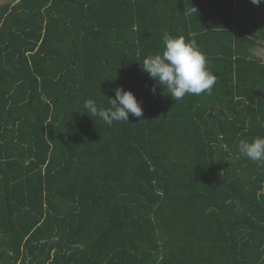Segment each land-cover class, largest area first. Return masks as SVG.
Masks as SVG:
<instances>
[{
	"label": "trees",
	"instance_id": "16d2710c",
	"mask_svg": "<svg viewBox=\"0 0 264 264\" xmlns=\"http://www.w3.org/2000/svg\"><path fill=\"white\" fill-rule=\"evenodd\" d=\"M164 32L195 33L210 93L151 91ZM118 85L142 118L86 114ZM258 136L264 0L0 3V264H264Z\"/></svg>",
	"mask_w": 264,
	"mask_h": 264
},
{
	"label": "clouds",
	"instance_id": "9594fccd",
	"mask_svg": "<svg viewBox=\"0 0 264 264\" xmlns=\"http://www.w3.org/2000/svg\"><path fill=\"white\" fill-rule=\"evenodd\" d=\"M251 3L258 6L261 0H251ZM191 35L193 38L186 40L184 36L173 37L164 32L162 52L144 58L141 69L155 81L151 89L153 93L156 91L155 85H159L162 89H167L168 95L178 102L186 95L211 92L215 76L207 69L206 57L197 45L195 33ZM113 91L114 97L107 98L110 107H100L94 99H89L84 104L86 114L98 117L109 126L113 122H129L130 114L143 117L141 103L131 90H125L118 85ZM238 154L258 166H264V137L258 136L251 141L240 140Z\"/></svg>",
	"mask_w": 264,
	"mask_h": 264
},
{
	"label": "rangeland",
	"instance_id": "374dc122",
	"mask_svg": "<svg viewBox=\"0 0 264 264\" xmlns=\"http://www.w3.org/2000/svg\"><path fill=\"white\" fill-rule=\"evenodd\" d=\"M5 1H7V0H0V3H1V2H5Z\"/></svg>",
	"mask_w": 264,
	"mask_h": 264
}]
</instances>
